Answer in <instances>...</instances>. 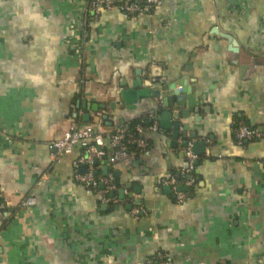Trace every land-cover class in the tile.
<instances>
[{"label": "crops", "instance_id": "crops-1", "mask_svg": "<svg viewBox=\"0 0 264 264\" xmlns=\"http://www.w3.org/2000/svg\"><path fill=\"white\" fill-rule=\"evenodd\" d=\"M86 8L0 0V199L12 212L0 221V264H158L160 254L264 264V0H165L137 18L103 10L88 30ZM181 82L185 101L174 96L163 121ZM145 119L148 154L94 161L98 177L114 176L109 204L76 180L89 170L75 166L81 145L57 160L49 149L75 124L104 134L109 155L110 132ZM237 123L262 136L239 144ZM185 137L198 165L178 202L169 183L189 167ZM29 197L36 204L22 209Z\"/></svg>", "mask_w": 264, "mask_h": 264}, {"label": "built area", "instance_id": "built-area-1", "mask_svg": "<svg viewBox=\"0 0 264 264\" xmlns=\"http://www.w3.org/2000/svg\"><path fill=\"white\" fill-rule=\"evenodd\" d=\"M164 1L165 0H87V8L83 19L85 29L88 30L92 19L97 18L103 10L119 11L134 18L141 15L152 16ZM156 113L157 112L155 111L151 115L153 123L150 127V130L155 132L159 130V118ZM136 132L141 135V138H136L134 134L127 130V128H117L112 130L109 134L112 152L108 155L103 149L105 146L104 134L95 132L92 126L80 128L73 124L70 131L66 133L62 139L49 144V149L55 152L53 159L57 160L64 155L72 153L77 145H81L85 150V154L75 166L78 167L81 164H85L89 167V170L84 175H77L76 180L77 182L90 187L91 190L99 196L102 204H109L113 200L110 198V194L116 189L114 176L111 174L106 179L98 177L95 173L94 161L97 158H107L112 167L131 164L133 161V152H131L125 145L124 140L126 138L128 139L129 144L136 146V149L140 154H148V144L142 136L144 133L143 128L137 126ZM235 132L239 144H243L245 141H251L262 136L258 130L251 129L249 126L242 123L235 129ZM185 153L189 161V167L183 172V176L192 174L197 162V156L193 152L191 142H188V145L185 147ZM193 183V180H189L184 185L191 186ZM169 184H171L175 191L183 185L175 179H172ZM176 196L178 202H183L186 198L184 193L178 191ZM35 204V198L29 197L20 207L25 209L34 206ZM137 214H139V210L134 209L133 215ZM11 215L12 212L0 199V221L8 219ZM157 259L159 261L158 264H171L169 260L164 258L163 254H160Z\"/></svg>", "mask_w": 264, "mask_h": 264}, {"label": "water", "instance_id": "water-1", "mask_svg": "<svg viewBox=\"0 0 264 264\" xmlns=\"http://www.w3.org/2000/svg\"><path fill=\"white\" fill-rule=\"evenodd\" d=\"M228 40H230V41H232L230 38H228ZM235 45H236V43H234ZM231 51L232 52H234V53H236L238 50H237V46L236 47H234V48H232L231 49ZM161 69L159 68V67H153L152 68V75H153V77H155V78H157V77H159L160 75H161V71H160ZM182 83L183 82H181V83H179L175 88H173V87H171V88H173L172 90H174V93H173V91L170 93V95H169V97H167V98H165L164 99V101H163V111L161 112V116H160V119H162L163 121H165V120H169V119H171L172 118V116L174 115H176V114H171L169 111H170V109L174 106V104H175V99H174V96H178V101L179 102H182V101H185V99L184 98H182L181 97V95H178V92H177V89L176 88H178V87H180V86H182ZM186 94V93H185ZM134 93L133 92H124L123 93V97H124V99L126 100V102H127V104H130L131 102H133V98H134ZM143 95H145L144 93H139L138 94V96L139 97H142ZM159 95V92H155L154 93V96H158ZM99 107H101V109H103L104 107L103 106H94L93 107V110L95 111V112H98V108ZM166 126H167V124H166ZM176 127H177V124H176ZM186 129H188V127L186 126ZM191 137H195L194 135H192ZM185 139H186V141L184 142V147H186L187 145H188V141H187V138L185 137ZM201 146V145H200ZM200 146H196L197 148L198 147H200ZM196 154V153H195ZM197 155V154H196ZM196 165H198V162L196 163ZM187 166V165H186ZM112 168V167H111ZM114 174L116 175V176H118L119 175V173L118 172H116V171H114ZM178 191L179 192H189L190 190H189V188L188 187H179L178 188Z\"/></svg>", "mask_w": 264, "mask_h": 264}, {"label": "trees", "instance_id": "trees-1", "mask_svg": "<svg viewBox=\"0 0 264 264\" xmlns=\"http://www.w3.org/2000/svg\"><path fill=\"white\" fill-rule=\"evenodd\" d=\"M141 119H143V118H141ZM146 123H147V119H145V120H137L136 122L131 123V124H130V127H129V132H131L132 134H134L136 138H141V135H140L139 133L136 132L135 128H136V126H137L138 124H141L142 126H143V125L145 126ZM240 124H241V123H239V124L237 123V125L235 126V128H238V127L240 126ZM250 128H251V127H250ZM251 129H252V128H251ZM142 136H143V135H142ZM124 143H125V145L127 146V148L130 149L131 152H133L134 154H136V156H138V153H139V152H138V150L136 149V146H135V145L129 144L127 138L124 140ZM193 176L196 177L194 172H193ZM187 178H188V175L183 176L180 182H184V181H186Z\"/></svg>", "mask_w": 264, "mask_h": 264}]
</instances>
